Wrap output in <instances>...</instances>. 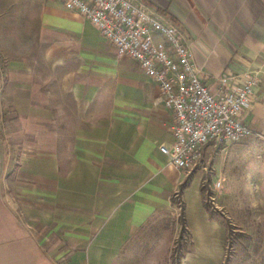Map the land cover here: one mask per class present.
Here are the masks:
<instances>
[{
    "label": "crops",
    "instance_id": "crops-1",
    "mask_svg": "<svg viewBox=\"0 0 264 264\" xmlns=\"http://www.w3.org/2000/svg\"><path fill=\"white\" fill-rule=\"evenodd\" d=\"M136 1L179 24L207 84L228 71L261 70L245 116L264 139V0ZM96 29L61 0H0V264H162L146 259V243L169 253L181 231L174 195L185 180L187 227L221 264L227 229L205 207V173L178 169L161 152V143L174 140L173 115L131 58L156 85L157 99L85 127L77 107L70 120L59 107L60 125L75 127V149H57L53 105L37 100L36 63L58 58H39L37 39L66 44L69 35L85 40ZM11 111L15 123H7Z\"/></svg>",
    "mask_w": 264,
    "mask_h": 264
},
{
    "label": "rangeland",
    "instance_id": "rangeland-1",
    "mask_svg": "<svg viewBox=\"0 0 264 264\" xmlns=\"http://www.w3.org/2000/svg\"><path fill=\"white\" fill-rule=\"evenodd\" d=\"M90 32L85 40H74L69 35L66 44L54 40L41 44L37 39L38 57L47 53L58 58L52 62L37 61V100L53 105L55 144L61 153L75 149V127L65 125V120L60 125L59 107L65 108L68 120L76 113L71 109L77 107L85 127L89 119L102 123L122 117L125 109L131 110L138 101H155L159 94L156 85L128 56L119 55L97 29ZM90 108L94 109L92 116L87 113ZM61 118L66 119L65 112ZM17 119L19 115L11 111L7 123H15ZM210 149L197 168L205 173L202 190L211 219L227 229L221 264H264V139L253 136L225 148L210 146ZM218 182L220 186L216 185ZM174 198L182 227L185 217L182 197ZM189 230L192 233L187 228L182 236L180 231L169 253L148 239L149 251L144 256L146 259L155 256L162 264H182L190 249L185 264H216L213 249L204 248L201 238L194 233L193 244Z\"/></svg>",
    "mask_w": 264,
    "mask_h": 264
},
{
    "label": "built area",
    "instance_id": "built-area-1",
    "mask_svg": "<svg viewBox=\"0 0 264 264\" xmlns=\"http://www.w3.org/2000/svg\"><path fill=\"white\" fill-rule=\"evenodd\" d=\"M61 1L91 21L119 55L135 61L159 86V100L173 115L174 137L159 148L172 166L191 172L202 164L207 145L225 148L256 134L245 115L261 83L260 69L228 71L211 86L202 80L178 23L136 0Z\"/></svg>",
    "mask_w": 264,
    "mask_h": 264
},
{
    "label": "trees",
    "instance_id": "trees-1",
    "mask_svg": "<svg viewBox=\"0 0 264 264\" xmlns=\"http://www.w3.org/2000/svg\"><path fill=\"white\" fill-rule=\"evenodd\" d=\"M187 183H188V180H185V181L181 184V186H180V191H181L184 187H186ZM180 191H178L177 193L180 194ZM205 207H206L207 210L209 211V208L207 207L206 204H205ZM209 213H210V212H209ZM210 217H211V214H210ZM187 228H188V227H187L186 219H185V217H183L182 227H181V230H182V232H181V233H182L181 236L184 234V232H185V230H186ZM189 237H190V241L192 242V233H191L190 230H189ZM189 251H190V249L187 250V252H189ZM182 257H184V255H182ZM176 264H178V263H176Z\"/></svg>",
    "mask_w": 264,
    "mask_h": 264
}]
</instances>
